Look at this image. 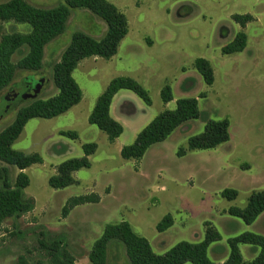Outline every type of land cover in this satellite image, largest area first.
<instances>
[{
  "label": "rangeland",
  "instance_id": "obj_1",
  "mask_svg": "<svg viewBox=\"0 0 264 264\" xmlns=\"http://www.w3.org/2000/svg\"><path fill=\"white\" fill-rule=\"evenodd\" d=\"M26 1L48 9L67 0ZM108 1L129 23L117 55L110 60H83L73 73L83 92L81 103L59 117L30 120L13 145L16 151L40 154L43 163L25 170L30 178L26 196L34 201L31 211L0 226V264H17L21 256L29 264H49L42 242L53 241L71 252L76 264H92L89 255L95 241L107 225L123 221L146 238L158 255L183 241L203 242L210 224L222 239L210 245L208 258L224 264L230 256V239L247 232L264 237V220L249 227L228 213L233 207L245 208L253 192L264 190V0ZM236 14H250L254 20L242 28L233 20ZM30 30L28 24L0 20V42L5 34ZM78 31L101 40L107 25L87 10H71L64 34L45 48L43 68L35 73L18 71L12 85L0 94V132L21 108L58 94L53 67ZM240 32L248 36L246 49L224 55L222 49ZM26 53L23 48L12 61L17 63ZM198 58L210 61L215 74L212 86L195 69ZM121 76L138 81L149 92L152 105L132 91H120L113 110L124 133L110 143L105 132L89 123V116L109 83ZM31 81L32 86L42 81L40 94L35 99L18 98L6 111L4 100L11 88L21 94L26 90L23 84ZM167 85L174 95L169 104L161 98ZM182 98L198 100L200 117L152 146L140 161L124 160L121 150L132 145L160 113L175 110ZM223 119L230 122V141L212 150L188 149L189 139L202 134L209 121ZM62 131L76 132L78 137L62 136ZM92 143L98 149L90 157L91 167L74 173L78 183L52 189L48 181L57 167L82 158L83 146ZM4 168L14 184L19 169L0 162V170ZM226 189L236 190L237 199L223 198ZM90 194L98 195L100 202L77 207L63 217L70 198ZM169 214L174 225L160 233L157 226ZM240 251L244 261L251 262L260 248L242 244ZM107 264H131L122 243H110Z\"/></svg>",
  "mask_w": 264,
  "mask_h": 264
},
{
  "label": "trees",
  "instance_id": "obj_2",
  "mask_svg": "<svg viewBox=\"0 0 264 264\" xmlns=\"http://www.w3.org/2000/svg\"><path fill=\"white\" fill-rule=\"evenodd\" d=\"M83 9L101 18L107 25L103 39L97 40L85 32L78 31L72 36L69 46L65 49L61 60L53 67V79L58 94L46 99L35 100L30 105L21 108L14 121L0 132V162L19 169L14 184L9 178V170H0V226L7 220L19 218L31 211L34 205L27 198L26 189L30 186V178L25 170L35 164H42L43 158L38 153L26 154L13 149L14 143L22 135L26 125L32 119H53L59 117L81 103L83 92L73 77L79 64L88 58L96 57L106 60L117 55L121 42L129 33V23L126 15L108 0H67L65 5L54 8H39L26 0H10L0 4V20L28 24V33L5 34L0 42V94L12 85L18 71L39 72L43 68L45 48L52 41L63 35L71 16V10ZM233 20L245 28L254 20L250 14L234 15ZM248 44V36L244 32L236 35L234 40L222 49L224 55L243 52ZM23 48L27 53L17 63L12 61L15 54ZM195 69L208 86L215 82L214 69L210 61L198 58ZM32 79V78H31ZM122 90L135 93L148 106L152 105L149 92L131 77L114 78L105 91L97 99L96 105L89 116V123L97 126L114 143L123 133L124 126L111 115L114 97ZM165 104L173 101L172 88L165 86L161 91ZM200 117L199 104L196 98L177 100L175 110H165L151 121L137 136L132 145L121 150L124 160L140 161L147 151L158 143H162L180 126ZM62 136L77 139L76 132H61ZM230 141V122L228 119L209 121L202 134L191 137L189 150H212ZM98 146L94 143L83 146L84 156L61 163L56 169V175L50 177L48 183L52 189H65L78 182L74 173L91 167L90 157L96 153ZM185 150H181L184 154ZM238 193L226 189L222 197L234 201ZM100 197L96 194L70 198L62 210L64 218L78 206L97 204ZM229 215L242 220L250 226L264 213V190L253 192L245 208H230ZM174 224L173 217L166 215L157 226L159 232H165ZM203 242L192 244L180 242L164 255L156 254L146 238L140 237L128 222L107 225L102 236L95 241L89 255L92 264H107L109 245L112 242L125 246L131 264H216L208 258V248L220 241L221 235L210 224ZM252 245L260 248L259 255L251 262H245L240 251V245ZM230 256L224 264H264V237L254 233H244L229 240ZM47 253L49 264H76L75 257L61 243L53 241L50 244L42 242ZM17 264H29L21 256Z\"/></svg>",
  "mask_w": 264,
  "mask_h": 264
},
{
  "label": "flooded vegetation",
  "instance_id": "obj_3",
  "mask_svg": "<svg viewBox=\"0 0 264 264\" xmlns=\"http://www.w3.org/2000/svg\"><path fill=\"white\" fill-rule=\"evenodd\" d=\"M24 86H26V90L21 93V94H18V93H15L11 88V90L9 91V98H7L6 100V111L9 110V108L11 107V105L16 101L18 100V98H21V99H24L28 94H31L34 90V88L37 86H32V81L31 82H25V84H23Z\"/></svg>",
  "mask_w": 264,
  "mask_h": 264
},
{
  "label": "crops",
  "instance_id": "obj_4",
  "mask_svg": "<svg viewBox=\"0 0 264 264\" xmlns=\"http://www.w3.org/2000/svg\"><path fill=\"white\" fill-rule=\"evenodd\" d=\"M120 93V92H119ZM119 93L114 97V99H113V102H112V106H111V115H112V117H114L115 118V120H117L118 122H120L121 121V119H120V117H118V116H116V115H114V110H113V106H114V101H115V99L117 98V96L119 95ZM174 96V95H173ZM174 100V99H173ZM172 102V101H171ZM170 103V102H169ZM168 103V104H169ZM172 135V134H171ZM170 137V136H169ZM165 142V141H164ZM154 146V145H153ZM98 204V203H97ZM83 206V205H82ZM78 207H80V206H78ZM77 208V207H76ZM75 208V209H76ZM174 220V219H173ZM261 220H264V213L255 221V223H257V222H259V221H261ZM124 222V221H123ZM121 223V222H120ZM254 223V224H255ZM130 224V223H129ZM254 224H252V225H250L249 227H251V226H253ZM131 225V224H130ZM174 225V224H173ZM131 227H132V225H131ZM132 229L134 230V228L132 227ZM170 229V228H169ZM134 232L137 234V235H139L135 230H134ZM161 233V232H160ZM140 236V235H139ZM140 237H142V236H140ZM144 238V237H143Z\"/></svg>",
  "mask_w": 264,
  "mask_h": 264
},
{
  "label": "water",
  "instance_id": "obj_5",
  "mask_svg": "<svg viewBox=\"0 0 264 264\" xmlns=\"http://www.w3.org/2000/svg\"><path fill=\"white\" fill-rule=\"evenodd\" d=\"M41 83L34 88L33 92L31 94H28L25 98H31V99H35L41 92Z\"/></svg>",
  "mask_w": 264,
  "mask_h": 264
}]
</instances>
